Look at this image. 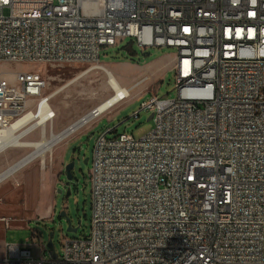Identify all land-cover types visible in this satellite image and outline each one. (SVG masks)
<instances>
[{
	"label": "built area",
	"instance_id": "built-area-1",
	"mask_svg": "<svg viewBox=\"0 0 264 264\" xmlns=\"http://www.w3.org/2000/svg\"><path fill=\"white\" fill-rule=\"evenodd\" d=\"M127 38L176 52L177 97L142 102L133 117L149 112L153 127L140 137L97 139L88 236L55 259L6 244L0 264H264V0H0V68L97 66ZM47 90L39 71L0 73V131L25 111L23 129L52 126L55 111L27 106Z\"/></svg>",
	"mask_w": 264,
	"mask_h": 264
},
{
	"label": "rangeland",
	"instance_id": "rangeland-1",
	"mask_svg": "<svg viewBox=\"0 0 264 264\" xmlns=\"http://www.w3.org/2000/svg\"><path fill=\"white\" fill-rule=\"evenodd\" d=\"M100 62L97 66L101 68L89 65L54 67L32 63L0 68V73L8 75L19 71H39L44 75L48 82L47 92L53 94L51 103L56 113L52 126L45 128L47 137L64 130L113 94L102 67L112 72L122 86L131 89V96L126 101L59 142L43 160L36 158L0 183V219L4 218L5 221H0V258L5 253L2 244L23 245L29 240L34 258L50 259L47 248L49 240L55 252L61 255L66 238L88 236L92 213L89 170L97 139L109 129H114L113 133L108 134L109 138L123 133L140 137L153 127V121L148 120L149 112L142 111L137 119L133 117L140 110L142 102L151 93L160 98L177 97L174 71L177 54L174 50L156 47L141 49L127 38L118 47L102 50ZM145 78L148 79L144 83L136 85ZM40 136L41 128H37L29 131L23 141H40ZM32 151V148L18 147L4 151L0 154L2 172ZM86 159H89L88 164H84ZM70 162H74L71 181L65 174V166ZM61 212L66 213V218L60 217ZM67 219L73 228H78L76 233L67 231ZM7 220L15 223L10 221L8 225Z\"/></svg>",
	"mask_w": 264,
	"mask_h": 264
},
{
	"label": "bare ground",
	"instance_id": "bare-ground-1",
	"mask_svg": "<svg viewBox=\"0 0 264 264\" xmlns=\"http://www.w3.org/2000/svg\"><path fill=\"white\" fill-rule=\"evenodd\" d=\"M95 68L101 67L96 66ZM104 71L108 76V85L113 91V94L95 108L102 115L115 107V102L117 101L118 96L125 94V91L128 90L121 85L120 81L112 72L108 71L105 68ZM27 106L34 109H40V113H49V111H54L51 105V99H45V106H41V101L39 99H27ZM31 120H34V111H25L23 117L15 121L10 128L0 131V150L4 149L7 146H20L33 149L32 153L25 156L13 166L9 167L2 174H0V181L11 176L24 166L32 163L38 157H41V159L43 160L48 152L51 153L54 147L62 140L69 138V135L71 133L70 129H66L47 137L45 131L47 124H44V118L37 119V122H35L32 126L27 129H23V126ZM37 127L41 128L40 141H23V138L28 134V132Z\"/></svg>",
	"mask_w": 264,
	"mask_h": 264
},
{
	"label": "water",
	"instance_id": "water-1",
	"mask_svg": "<svg viewBox=\"0 0 264 264\" xmlns=\"http://www.w3.org/2000/svg\"><path fill=\"white\" fill-rule=\"evenodd\" d=\"M153 117V115H150L149 119L148 120H151ZM88 161L89 159H86L84 161V164H88ZM74 168V162H70L69 164H67L65 166V174H66V177L69 181H71L73 179V175H72V170ZM59 193H62L61 190L58 191ZM69 195V193L67 194V196ZM60 217L61 218H66V213L65 212H61L60 214ZM67 222H68V228H67V231L68 232H72V233H76L78 231V228H73L72 227V223L69 219H67ZM47 248L49 249V255H50V258H53L55 259L57 257V253L55 252L54 250V246L52 244V241L49 240L48 243H47Z\"/></svg>",
	"mask_w": 264,
	"mask_h": 264
},
{
	"label": "crops",
	"instance_id": "crops-1",
	"mask_svg": "<svg viewBox=\"0 0 264 264\" xmlns=\"http://www.w3.org/2000/svg\"><path fill=\"white\" fill-rule=\"evenodd\" d=\"M123 87H124V86H123ZM112 92H113V91H112ZM51 100H52V99H51ZM51 105H52V103H51ZM52 107H53V105H52ZM23 139H24V138H23ZM38 141H39V140H38ZM16 147H18V148H28V147H20V146H7V147H5L4 149L0 150V154H2L4 151H6V150L9 149V148H16ZM24 157H25V156H24ZM24 157H23V158H24ZM21 159H22V158H21ZM21 159H20V160H21ZM18 161H19V160H18ZM18 161H17V162H18ZM17 162H16V163H17ZM14 164H15V163H14ZM14 164H13V165H14ZM13 165H12V166H13ZM26 166H27V165H26ZM10 167H11V166H10ZM24 167H25V166H24ZM21 169H22V168H21ZM21 169H20V170H21ZM6 170H7V169H6ZM6 170H5V171H6ZM18 171H19V170H18ZM18 171H17V172H18ZM3 172H4V171H3ZM3 172H2V169L0 168V174H2ZM17 172H15L14 174H16ZM14 174H12L11 176H13ZM11 176H9V177H7V178H10ZM7 178L1 180L0 183H2L3 181H5ZM9 217H12V216H9ZM5 220H6V219H5ZM0 221H1V222H2V221L5 222V221H4V218H1ZM10 221H12V220H7V221H6L8 225H9ZM13 222L15 223V221H12V223H13ZM0 225H1V224H0ZM21 227H22V226H20V228H21ZM7 229H10V228H7ZM4 230H6V229H2V231H4ZM0 239H1V237H0ZM3 245L6 246V244H2V245H1V248H2ZM1 250H3V249H1Z\"/></svg>",
	"mask_w": 264,
	"mask_h": 264
},
{
	"label": "snow or ice",
	"instance_id": "snow-or-ice-1",
	"mask_svg": "<svg viewBox=\"0 0 264 264\" xmlns=\"http://www.w3.org/2000/svg\"><path fill=\"white\" fill-rule=\"evenodd\" d=\"M5 2H6V0H5Z\"/></svg>",
	"mask_w": 264,
	"mask_h": 264
}]
</instances>
